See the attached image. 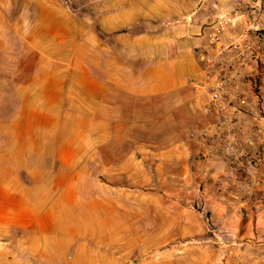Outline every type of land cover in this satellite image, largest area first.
Returning a JSON list of instances; mask_svg holds the SVG:
<instances>
[{
	"label": "crops",
	"instance_id": "1",
	"mask_svg": "<svg viewBox=\"0 0 264 264\" xmlns=\"http://www.w3.org/2000/svg\"><path fill=\"white\" fill-rule=\"evenodd\" d=\"M223 1L0 0V237L27 223L54 264H212L264 223V173L246 186L187 138L201 57L251 28Z\"/></svg>",
	"mask_w": 264,
	"mask_h": 264
},
{
	"label": "built area",
	"instance_id": "2",
	"mask_svg": "<svg viewBox=\"0 0 264 264\" xmlns=\"http://www.w3.org/2000/svg\"><path fill=\"white\" fill-rule=\"evenodd\" d=\"M255 32L201 57L194 87L204 100L206 125L187 130L204 159L220 158L230 175H243L246 186H260L264 173V42ZM211 41L220 43L219 32Z\"/></svg>",
	"mask_w": 264,
	"mask_h": 264
},
{
	"label": "rangeland",
	"instance_id": "3",
	"mask_svg": "<svg viewBox=\"0 0 264 264\" xmlns=\"http://www.w3.org/2000/svg\"><path fill=\"white\" fill-rule=\"evenodd\" d=\"M222 4V8L227 10L229 15H234L235 12L239 11L244 16H248L251 28L244 33H253L257 30L255 34L263 39L264 42V0H224ZM231 23V21H228L229 25H231ZM234 27V25L233 27H229V30ZM28 177L27 175H21L19 176V181L21 183H28ZM13 179L16 181L15 176L12 177L10 175L0 174V186H2V183H5V186L9 183L10 186ZM70 181L71 184H75L76 181H79V186H91L92 176L80 175L78 179H75V176H73ZM52 182H54V178H52ZM10 192L11 191H0V196L5 193L9 194ZM21 193H23L26 198L27 192L21 191ZM37 193L39 192L37 191ZM252 210L254 211L255 209L248 204L245 205V211L243 213L245 215L254 214ZM27 226V223L21 224L18 232L12 233L9 231L4 233L2 235L3 237H0V264H54L51 260V255L46 256L34 253L35 246L44 244L41 240L35 238L33 233L31 234L27 231ZM205 226L208 230H214L210 222L205 223ZM5 231L6 229L4 232ZM259 231H264V223L248 224L243 238L233 237L229 234L226 241L228 247L227 255H220L215 252V254L210 256L212 264H225V261H227V264H264V239L255 237ZM253 233H255V235ZM211 245L213 247L220 246L219 241L215 238L212 239Z\"/></svg>",
	"mask_w": 264,
	"mask_h": 264
}]
</instances>
